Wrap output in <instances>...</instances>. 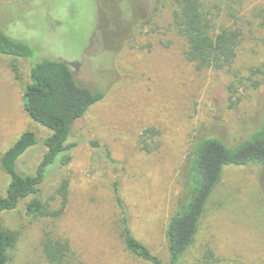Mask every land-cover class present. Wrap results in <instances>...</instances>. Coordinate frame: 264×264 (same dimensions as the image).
I'll use <instances>...</instances> for the list:
<instances>
[{
    "label": "rangeland",
    "instance_id": "374dc122",
    "mask_svg": "<svg viewBox=\"0 0 264 264\" xmlns=\"http://www.w3.org/2000/svg\"><path fill=\"white\" fill-rule=\"evenodd\" d=\"M202 1L220 23L243 29L230 67L198 68L187 58L174 0H0V27L29 44L35 61L69 62L80 84L106 92L73 125L71 139L80 144L71 163L51 169L43 184L44 200L58 209L56 188L69 180L62 214L28 216V199L3 212L4 227L16 235L11 264H52L47 236L69 239L80 264H150L125 245L117 181L134 235L169 261L168 225L192 141L219 136L233 144L264 120V0ZM33 63L0 55V158L23 132L38 139L18 161L23 173L35 171L51 134L24 108ZM150 127L160 134L145 139L147 149L142 135ZM92 139L110 149L113 162ZM9 182L0 164V196ZM210 251L213 261L204 258ZM216 262L264 264V170L257 165L225 168L180 264Z\"/></svg>",
    "mask_w": 264,
    "mask_h": 264
},
{
    "label": "trees",
    "instance_id": "16d2710c",
    "mask_svg": "<svg viewBox=\"0 0 264 264\" xmlns=\"http://www.w3.org/2000/svg\"><path fill=\"white\" fill-rule=\"evenodd\" d=\"M177 8L173 25L188 43L186 56L198 68L224 69L230 67L238 54L244 32L241 25L220 23L218 15L202 0H174ZM232 14V13H231ZM232 16H236L232 14ZM0 55L28 58L34 61L31 81L23 89L24 108L30 117L51 131L45 138L46 152L33 173L18 170V161L38 143L33 131H25L5 150L0 158L3 171L10 176L5 196H0V264H11V249L16 235L2 222L3 212L16 209L23 199L28 216L58 217L68 202L69 180L59 182L55 196L60 207L52 209L42 196V187L54 167L65 168L72 161V151L79 141L71 139L74 123L91 106L105 98L104 90H95L78 82L71 63L45 58L34 60V50L26 42L13 38L0 27ZM160 134L155 127L144 130L145 139ZM92 147H103L106 158L113 162L110 149L100 141H89ZM187 162L181 172L182 191L176 210L168 225L170 259L163 261L138 239L130 226L120 183L115 182L116 199L123 214V236L127 249L150 264H180L193 245L209 202L221 184L227 166L257 165L264 170V120L250 134L230 144L219 136L195 138L189 148ZM44 253L52 264H80L67 238L47 236ZM212 251L204 255L212 258ZM213 261L212 259H210ZM216 264H240L226 262Z\"/></svg>",
    "mask_w": 264,
    "mask_h": 264
}]
</instances>
